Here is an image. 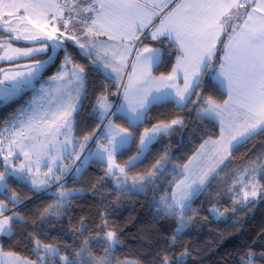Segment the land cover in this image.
<instances>
[{
    "label": "snow or ice",
    "instance_id": "6c2138e0",
    "mask_svg": "<svg viewBox=\"0 0 264 264\" xmlns=\"http://www.w3.org/2000/svg\"><path fill=\"white\" fill-rule=\"evenodd\" d=\"M169 4H173V0H162L161 3H154L153 0H64L62 5L56 3V0H0V29L6 27L9 35L15 34L16 40H31L42 45L27 49H13L9 45L0 60L11 61L21 56L34 57L35 54H44L46 57L36 60L30 66L25 65L24 71L0 70L3 73V79H0V100H8L40 82L42 72L54 61L58 50L65 47L66 40L72 41L83 56L98 66V70H102L106 78L117 84L123 79L121 73L128 67V57L135 49L122 100L109 104L107 97H101L97 101L92 109V119L98 121L97 130L84 136L83 142L76 140L72 133L75 122L73 114H78L80 110L85 70L72 65L65 54L61 72L51 77L58 84L56 95L48 100L49 106L55 109L51 113L54 119H49V112L43 110V105L33 108L27 120L21 121L20 131L13 133L14 139L10 141L8 155L0 159V167L4 169L0 172V195L6 199L10 197L13 206L22 204V201L11 190L9 180L41 192L48 188L49 180L58 182L60 179L53 172V165H56L57 172L67 174L70 171L79 173L91 162L105 163L108 165L106 174L116 177L118 186L143 191L146 184H137L135 180L129 184L127 177L122 175L125 168L114 165L113 161L117 154L130 150L150 107L161 101L172 102L178 108H187L192 103L197 115L218 122L219 140L205 141V145L213 146L214 152L230 154L231 149L246 143L259 132H264V0H180L164 13ZM5 8L11 9L6 13L7 19H4L2 11ZM52 9L56 11L51 13ZM21 12L24 15H18ZM56 20L62 22L64 31L52 23ZM13 21L16 26H13ZM45 22L51 25L50 30ZM70 23L82 26L81 37L87 44L81 43V37L65 35ZM20 24L24 25L22 30L18 27ZM145 29H149L146 39L161 43L168 40L181 53L170 74H161L159 77L152 75V69L159 67L164 60L160 48H136V43L140 41L137 33H143ZM21 31L27 34L22 35ZM101 36L108 39H98ZM219 52L223 54L218 55ZM66 67L70 68V72L63 71ZM205 76L209 82L225 90L227 99L223 103L197 93L196 89L202 86ZM181 80L182 86L178 83ZM45 83L40 84L39 92L48 97L51 93L45 88ZM74 92L76 95H73ZM193 96L197 97L196 101H193ZM113 118L126 121L127 127L116 124ZM50 123L55 126L47 127ZM183 124V120L174 119L170 124L145 128L139 137L137 154L128 160L126 167L131 168L141 162L161 135ZM41 136L47 139V145L40 143L38 147L37 142ZM61 136L63 139H58ZM101 140L106 143H101ZM205 145H201V149ZM26 148L34 151H26ZM3 151L0 148V153ZM53 151L56 152L55 158L50 156ZM33 155L35 160L32 159ZM10 157H22L25 162L17 167ZM65 158L73 161L68 168L62 166ZM77 161L79 166H76ZM42 163L48 171L44 174L45 179L37 181L33 170L38 173ZM170 164L167 156L163 162L158 160L153 166V172L148 173L143 180L154 182L156 174L163 173L165 166ZM209 171H202L198 177L192 178L189 165H184L181 173L185 178L175 185L179 192L174 190L161 198L162 213L178 218L177 234L186 227V213L193 211L192 202L202 193ZM255 171L252 170L253 173ZM254 180L255 176L252 175V180L245 185L251 191L243 192V200L238 201L241 207L254 202L259 194ZM56 195L61 201H66L72 193L61 191ZM50 208L51 211L46 209L42 214L45 220L55 215L61 204L57 203ZM7 210L5 202L0 201V237L14 238L15 224L27 221L18 212L5 216ZM107 228V221L103 220V235L85 239L79 250L70 255L62 254L61 249L53 244H45L35 237L29 238L34 241L33 252L39 264H112L115 260L113 253L122 244L117 233ZM86 230V226L82 225L78 231L83 234ZM91 244L106 245L104 254L99 258L94 256ZM246 255L247 259L242 260L241 264H254L255 254L249 252ZM186 256V252L180 253L174 260L164 256L160 264H184ZM259 258L264 259V253ZM37 261H21L14 254L4 253L0 248V264H37Z\"/></svg>",
    "mask_w": 264,
    "mask_h": 264
},
{
    "label": "trees",
    "instance_id": "16d2710c",
    "mask_svg": "<svg viewBox=\"0 0 264 264\" xmlns=\"http://www.w3.org/2000/svg\"><path fill=\"white\" fill-rule=\"evenodd\" d=\"M6 36L11 35L0 31V37ZM145 40L149 45L160 48L164 54L163 63L155 67L153 73L156 76L170 74L179 55L175 45L170 44L168 40L163 43L146 38ZM65 45L72 64L82 66L86 73L87 87L76 117L75 128L76 140L83 142L84 136L97 130L98 121L92 119V109L97 101L101 97L115 100L118 88L112 79L106 78L102 70H98V66L93 65L89 58L81 54L72 41L66 40ZM64 52L65 50L59 51L56 60L46 69L42 79L52 77L61 69ZM45 58L44 54H40L26 62ZM7 65L8 63H2L0 68ZM34 90L25 91L21 99L0 109V130L12 123L19 110L27 106L26 98H29ZM196 91L205 98L212 97L218 103L227 99L226 93L209 82L207 76ZM192 99L196 101L197 97L193 96ZM174 119H182L183 126L177 125L166 135H161L141 162L134 167H126L128 160L137 154L139 137L144 129H151L158 124H170ZM114 121L121 127H127L124 120L114 118ZM219 128L218 122L197 115L192 103H189L187 108H178L172 102L155 104L149 109L143 124L136 132L135 143L130 146V150L117 154L116 162L125 167L131 176H147L153 172L156 162H163L167 156L171 164L165 166L163 173H157L154 182L159 181L158 177L163 175L167 180H171L177 167L186 165L199 152L205 141L220 138ZM263 161L264 132H259L232 151L230 158L212 177L202 193L193 200V211L186 213L187 226L180 234L176 233L178 218L163 214L157 206L153 184H148L149 188L145 191L120 187L114 177L106 174L108 165L105 163L91 162L80 173L58 174L60 179L66 181L50 191L36 192L30 186L9 180L11 190L18 195L22 204L13 206L10 197L6 199L2 195L0 201H4L10 211L18 212L27 223H16L14 238L0 237V244L5 253L37 261L33 252L34 241L29 238L35 237L45 244L59 247L62 254L70 255L79 250L85 239L103 235L101 225L103 220H106L107 230L115 231L122 244L113 253L115 260L112 264H160L162 257L168 256L174 260L182 252L187 253L184 264H241L242 260L247 259L246 254L249 252L256 256L254 264H264V259L259 258L260 254L264 253V172L259 178L261 194L258 200L248 203L246 207H241L240 203L235 201L232 189V183L242 171ZM3 170V167H0V171ZM169 189L172 190L173 187ZM59 190L80 193L61 201L56 195ZM57 203L61 204V208L45 220L42 214L46 209L51 211L50 206ZM82 225L87 228L83 234L78 231ZM105 246L90 245L93 255L97 258L104 254Z\"/></svg>",
    "mask_w": 264,
    "mask_h": 264
},
{
    "label": "rangeland",
    "instance_id": "374dc122",
    "mask_svg": "<svg viewBox=\"0 0 264 264\" xmlns=\"http://www.w3.org/2000/svg\"><path fill=\"white\" fill-rule=\"evenodd\" d=\"M56 3H58V2L56 1ZM2 11L4 13V19H7L8 17L6 15V13L8 11H11V9L5 8ZM55 11H56V9H52L51 13H54ZM51 13H49V19H51ZM18 15H24V13L21 12V13H18ZM59 21L60 20H56L55 22L53 21L52 23H56L58 25V27H61V24L59 23ZM12 23H13V26H16L15 25V21H13ZM71 24L72 23H70L69 26ZM45 26L48 27L49 30L51 29V25H48L46 22H45ZM18 27L22 30L24 25L20 24V25H18ZM28 27L31 29V25H29ZM0 31H3V32L9 34L6 27L3 28V29H0ZM21 34L23 35V34H27V33H23L21 31ZM13 36H15V34H13ZM107 39L108 38H100V40H107ZM9 45L13 49H27V48L41 47L42 46L40 44L39 45H21V44L19 45V44H16L15 42H2V43H0V56L4 55V50L7 49L8 48L7 46H9ZM64 45H65V41H64ZM145 46L151 47L150 45H148L146 40L145 41L143 40V47H145ZM1 47H5V49L2 50ZM60 50H65V52L63 54V57H62L63 63H64L65 54H67V56L70 58V56H69V54H68V52L66 50V45H65L64 48H62ZM60 50H58V52ZM134 56H135V50L128 57V61H127L128 67L124 68L123 72L121 73L123 79L120 80L119 84L115 83L117 85V88H118V93H117V96H116L115 100L111 101L107 97V102L109 104H116V103H118L121 100V98L123 96L124 85L127 84L128 74L131 72V63H132V61L134 59ZM28 58L29 57L21 56V57H18V58H14L11 61L6 60V59L5 60H0V66L2 65L3 61H6V63H8V65H13V64L24 63V62L28 61L27 60ZM55 60L56 59L54 58V61ZM70 61H71V64H72L71 58H70ZM53 62H51L48 66H46V68L42 72L41 76L44 74L46 69ZM72 65H74V64H72ZM75 66H79V65H75ZM79 67H82V66H79ZM16 70L24 71L25 69L24 68L7 69L4 72L16 71ZM63 71L64 72H70V68L66 67V68L63 69ZM60 72L61 71H58L53 76L58 75ZM2 79H3V74H2ZM44 79H41L40 82H36L35 86L33 88H29V89L23 90V91H27V90L35 89L36 91L32 94L33 96L31 95L29 98H26V100L28 101V104H27L26 112L24 113V115H23V113H21L23 111V109L19 110L18 116L15 117L12 120V123H10V125H8V127L3 129L4 131H1L2 133H0V148L4 149V151L2 153H0V159H2L4 156L8 155L7 149L10 146V141L14 139L13 133L20 131V123H21V121H26L27 120L28 113H30L33 110V108H38L40 105H43V110L49 112V119L50 120L54 119V117L51 115V113L54 112L55 109H53V108H51L49 106L48 100L51 99L52 96L56 95L55 89L58 86V84L56 82H53L51 80V77H49V78H47L45 80ZM65 79H67V77H65ZM42 82H47V83H45V88L48 90V92L51 93V96L46 97L44 94H41L39 92L40 84ZM86 87H87V80H86V73H85L84 80H83V89H82V91L80 93V96H81L80 108H81V104H82V101H83V98H84V95H85ZM73 95H76V93L74 92ZM72 102L76 103L75 100H73ZM21 114L23 115V117H20ZM73 116L75 117V122H74V128H73L72 135L75 137V128H76V117H77V114L74 113ZM54 126L55 125L51 124V123L49 125H47V127H54ZM34 134L35 133H29V135H34ZM58 139H63V137L61 136ZM159 139H160V137L158 138V140ZM208 141H214V140H208ZM100 142L101 143H106V141H103V140H101ZM40 143H43V144L47 145V139H45L42 136L39 137L38 142H37L38 147H39ZM54 143H57V141H54ZM204 145H205V143H204ZM25 150L26 151H30V152L34 151V150H31V149H27V148ZM14 151H15V149H14ZM231 154H232V152H231ZM231 154H230V156H231ZM50 156L52 158H55L56 157V152L55 151L51 152ZM228 156H229V154H226V153L214 152L213 146L211 144H206L204 149H200L199 152L187 163V165H189V168H190L191 177L192 178L198 177L202 173V171H209L211 169H214V171H209L208 179L205 181V186H206L210 182L212 177L215 174H217V172L223 166V164L226 163V160H227ZM230 156H229V158H230ZM35 158H36L35 155H33L32 159L35 160ZM10 159L12 160V163L15 164L17 167H19L22 163L25 162L22 157H20V158L10 157ZM113 163H114V165H118L117 162H116V156L114 157ZM72 164H73V161L71 159H68V158L63 159V161H62V166L65 167V168H68ZM76 166H79V161L76 162ZM183 166H178L177 167V170L174 173L173 177H171V180H167V177H165L163 175L161 177H158L159 181L152 182V183H149V182L143 180V178L146 177V176H131V175H129L126 172V168L125 167H124L125 168V172L122 175L127 177V180H128L129 184L133 183L134 180L136 181L137 184H139L140 182H144L146 184V187L144 188V191L149 188V185L153 184V186L155 187V201L157 202V206L159 207V209H161L160 200H161L162 197L171 194L174 190L179 192V189H176L175 185L177 184L176 182L179 183L180 181L184 180V178H185L184 174L181 173V169L183 168ZM52 168H53V172H55V175L63 174L61 172H57L56 171V165H53ZM253 169L256 170L254 173L252 172ZM47 171H48V169L46 167H44L43 163H42L38 173L35 172V170H33L34 178L37 179V181L45 179L44 174L47 173ZM72 172H75V171H70L68 173H72ZM263 172H264V161L262 163H260V164H254V165L252 164L250 167L246 168L244 171H242L239 174L237 179L232 183V189H233V195H234L235 201H242L243 200V192L251 191V188L250 187H245V185H248L249 181L252 180V175L255 176V180L253 182L258 185V193L259 194L256 197V200H258V197L261 194V186H260L259 178H260V175ZM249 173H251V175H249ZM114 179H115V181H117L116 177H114ZM52 182H53V184H52ZM48 185H49L48 188L43 190V191H46L48 189L51 190L53 188V186L54 187L58 186L57 183H55L54 181H51V180L48 181ZM171 186L173 187L172 190L169 189V187H171ZM205 186L203 187L202 191L204 190ZM61 191L70 192V193H72V195L80 193L78 191H71V190H59V191H57V193H59ZM185 229H186V227L183 229V231Z\"/></svg>",
    "mask_w": 264,
    "mask_h": 264
},
{
    "label": "crops",
    "instance_id": "0c3cea01",
    "mask_svg": "<svg viewBox=\"0 0 264 264\" xmlns=\"http://www.w3.org/2000/svg\"><path fill=\"white\" fill-rule=\"evenodd\" d=\"M153 2L154 3H161L162 2V0H153ZM180 2V0H173V4H169V6H168V8H166V9H164V13H167L168 11H170L171 9H172V7H174V4L175 3H179ZM241 2H243V0H241ZM250 10V9H249ZM233 11H235V10H233ZM240 14H241V16L243 17V9H241L240 10ZM55 22V21H54ZM240 22H242V20L241 21H238V23H240ZM59 23L61 24L62 22L61 21H59ZM55 24V26L56 27H58V25L56 24V23H54ZM151 27V26H150ZM58 28H61V31H64L63 30V28L62 27H58ZM81 30H82V26L79 24V23H72L69 27H68V31L67 32H65V34L66 35H76V36H78V37H81ZM148 31H149V29H145L144 30V32L143 33H137V35H139V37H140V41H138L137 43H136V48H142L143 47V40H144V38L146 37V35L148 34ZM11 36H13V34L11 35ZM100 38H107L106 36H101V37H99L98 39H100ZM221 39H223V36L221 37ZM81 43H84V44H87V41L85 40V39H83L82 37H81ZM37 45V44H36ZM39 45V44H38ZM149 45V44H148ZM151 46V45H150ZM8 47V46H7ZM151 47H153V48H156V47H154V46H151ZM217 47L219 48V44L217 45ZM2 48V50L3 49H5V47H1ZM135 50V49H134ZM134 50H133V52H134ZM3 52V51H2ZM38 55H40V54H35L34 55V57H29L27 60H30V59H33V58H35L36 56H38ZM181 55V53L179 52V55L178 56H180ZM177 56V57H178ZM3 63H6V61H3ZM175 66H176V62H175ZM155 68V67H154ZM154 68L152 69V75L153 76H155V77H159V76H156L154 73H153V70H154ZM59 71H61V69L59 70ZM123 72V71H122ZM178 83L182 86L183 85V81L181 80V81H178ZM222 89V88H221ZM223 90V89H222ZM36 90H34L33 91V93L35 92ZM224 92H225V90H223ZM25 92V91H24ZM32 93V94H33ZM33 96V95H32ZM122 98H123V96H122ZM122 98H121V100H122ZM120 100V101H121ZM4 101H6V100H0V103H2V102H4ZM163 102H166V101H161L160 103H163ZM160 103H157V104H160ZM27 107V106H26ZM26 107L25 108H23V111L21 112V113H23V115H24V113L26 112ZM151 108V107H150ZM23 115L21 114V116L20 117H23ZM10 125V124H9ZM6 127H8V125L6 126ZM5 127V128H6ZM5 128H3V129H5ZM3 129H1L0 130V133H2L1 131H4ZM217 140H219V139H217ZM217 140H214V141H217ZM234 149H231L230 150V154H231V152L233 151ZM230 154H229V156H230ZM229 156L227 157V160L229 159ZM226 160V161H227ZM6 204V203H5ZM7 205V204H6ZM7 211H5L4 212V215L5 216H8L9 214H10V212H12V211H10L9 210V208H8V206H7ZM0 218H2V217H0ZM0 248H2L1 247V245H0ZM4 252V251H3ZM5 253V252H4ZM16 257H18L17 255H15ZM19 258V260H21V261H23V260H25V259H23V258H20V257H18Z\"/></svg>",
    "mask_w": 264,
    "mask_h": 264
},
{
    "label": "water",
    "instance_id": "95a60500",
    "mask_svg": "<svg viewBox=\"0 0 264 264\" xmlns=\"http://www.w3.org/2000/svg\"><path fill=\"white\" fill-rule=\"evenodd\" d=\"M2 42H19V43H25V44H30V45H38L39 43L37 42H34V41H31V40H23V39H20V40H16L15 39V36H6V37H0V43ZM59 52H57V55H58ZM56 55V57H57ZM55 57V59H56ZM35 61H29V62H24V63H20V64H13V65H8V66H4L2 68H0V70H3V72L7 69H20V68H24L25 65H32L34 64ZM2 72H0V79H2ZM24 94V91L18 93L17 95H15L14 97L8 99L7 101L5 102H2L0 104V109H2L3 107H6L8 105H10L11 103H13L14 101L16 100H19L22 98Z\"/></svg>",
    "mask_w": 264,
    "mask_h": 264
},
{
    "label": "built area",
    "instance_id": "2783aa9c",
    "mask_svg": "<svg viewBox=\"0 0 264 264\" xmlns=\"http://www.w3.org/2000/svg\"><path fill=\"white\" fill-rule=\"evenodd\" d=\"M59 4H63V2H64V0H56ZM73 173V172H72ZM71 173V174H72ZM55 183H57V185L58 186H61V185H63V183H64V180H62V179H59V181L58 182H55Z\"/></svg>",
    "mask_w": 264,
    "mask_h": 264
},
{
    "label": "bare ground",
    "instance_id": "6f19581e",
    "mask_svg": "<svg viewBox=\"0 0 264 264\" xmlns=\"http://www.w3.org/2000/svg\"><path fill=\"white\" fill-rule=\"evenodd\" d=\"M56 176H57V175H56ZM59 178H60V176H59ZM65 181H66V180H64V183H65ZM52 184H53V182H52ZM53 187H54V186H53ZM54 188H55V187H54ZM52 189H53V188H52ZM48 190H49V189H48ZM48 190H46V191H48ZM49 191H50V190H49Z\"/></svg>",
    "mask_w": 264,
    "mask_h": 264
}]
</instances>
